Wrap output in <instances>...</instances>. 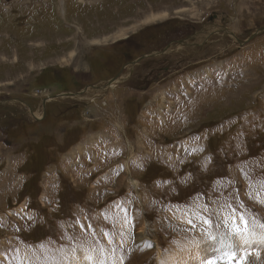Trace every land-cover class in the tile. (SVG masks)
<instances>
[{"label":"rangeland","instance_id":"obj_1","mask_svg":"<svg viewBox=\"0 0 264 264\" xmlns=\"http://www.w3.org/2000/svg\"><path fill=\"white\" fill-rule=\"evenodd\" d=\"M263 27L264 0H0V264H264Z\"/></svg>","mask_w":264,"mask_h":264},{"label":"bare ground","instance_id":"obj_2","mask_svg":"<svg viewBox=\"0 0 264 264\" xmlns=\"http://www.w3.org/2000/svg\"><path fill=\"white\" fill-rule=\"evenodd\" d=\"M121 35H123V34H121ZM120 35V36H121ZM196 46V45H195ZM158 56H160V55H156V56H154V57H158ZM120 77V74L119 75H117V77H115V78H113L112 80H110L109 82H107L104 86H96V87H94V89H92L94 92H96L97 94L98 93H101L103 90L105 91V90H107L109 87H111L112 86V84H114V85H116L117 84V82H118V78ZM120 80H121V78H120ZM119 80V81H120ZM105 87V88H104ZM89 92V91H88ZM69 94H72V95H75L74 97H76V98H80L81 96V92L80 93H75V94H73V93H69ZM69 94H67V95H59L60 97H70V98H74V97H71V96H69ZM52 99L53 100H55L53 97H52ZM32 116L33 117H35L34 116V114H32ZM36 117H39V114H36ZM135 156V155H134ZM135 184H137V182H134ZM253 236V235H252ZM252 236H251V238H252ZM241 238V237H240ZM243 238V237H242ZM254 238V237H253ZM238 241H236V242H238L239 243V246H242V241H240L239 240V238L237 239ZM245 241V240H244ZM252 241H254V240H252ZM249 242H251V241H249ZM254 242H257V239L254 241ZM232 247H234V244H232V243H229V242H224L223 243V248L224 249H228V248H232ZM241 248V247H240Z\"/></svg>","mask_w":264,"mask_h":264},{"label":"water","instance_id":"obj_3","mask_svg":"<svg viewBox=\"0 0 264 264\" xmlns=\"http://www.w3.org/2000/svg\"><path fill=\"white\" fill-rule=\"evenodd\" d=\"M262 34H264V27H263V28H260V29H258V30H256V31L250 36V38H249L248 40H246V41H244V42H241V41H240L239 43H240V45H243L244 43H248V42L251 41L252 39H254V38H256V37H258L259 35H262ZM177 43L182 44V46H190V45H199V46H200V44H188V43L184 42L183 40L178 41ZM173 44H174V43H173ZM170 47H171V45L169 44L164 50H162V51H160V52H153V53H149V54L143 55V56L139 57L137 60H138V62H140V61L145 60L146 58L154 57V56H156V55H161V54L165 53L166 51H168ZM135 63H137V62H135ZM135 63H134V64H135ZM104 88H105V87H104ZM69 96L74 97L75 95L69 94ZM31 114H32V113H31Z\"/></svg>","mask_w":264,"mask_h":264},{"label":"snow or ice","instance_id":"obj_4","mask_svg":"<svg viewBox=\"0 0 264 264\" xmlns=\"http://www.w3.org/2000/svg\"><path fill=\"white\" fill-rule=\"evenodd\" d=\"M240 221L243 223V229H241L240 226L237 225L236 228L234 229V233H235L236 236H243L248 231V222H247V220H245L244 217L241 216L240 217ZM207 247L208 246H205V248H204L205 251H207ZM235 247H239V243L238 242L235 243ZM230 255L234 256V252L230 253ZM245 255H247V253ZM203 264H215V262L212 261L211 259H209V260L204 261Z\"/></svg>","mask_w":264,"mask_h":264}]
</instances>
